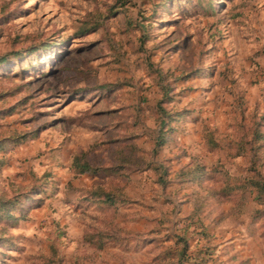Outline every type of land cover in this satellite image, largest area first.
Returning a JSON list of instances; mask_svg holds the SVG:
<instances>
[{"label": "rangeland", "instance_id": "374dc122", "mask_svg": "<svg viewBox=\"0 0 264 264\" xmlns=\"http://www.w3.org/2000/svg\"><path fill=\"white\" fill-rule=\"evenodd\" d=\"M6 52L0 137H24L0 150V187L24 194L26 216L8 226L12 244L0 245V264H155L172 242L151 232L163 212H173L169 196L224 187L234 195L210 200L207 219L223 212L244 219L264 264V190L249 181L264 178V138L253 133H264V0H0ZM162 85L173 99L164 105L188 113L172 121L158 156L171 178L190 160L205 164L203 184L162 186L160 168L145 169ZM80 148L96 165L125 156L127 165L120 173L78 172L72 160ZM98 183L119 185L128 200L89 197ZM116 224L121 244L99 248L85 239ZM235 252L225 264L254 259Z\"/></svg>", "mask_w": 264, "mask_h": 264}, {"label": "trees", "instance_id": "16d2710c", "mask_svg": "<svg viewBox=\"0 0 264 264\" xmlns=\"http://www.w3.org/2000/svg\"><path fill=\"white\" fill-rule=\"evenodd\" d=\"M8 55H10V52L0 54V61L5 60ZM166 87V85H162L164 89L163 97L158 101L159 125L154 133L155 146L153 148L152 160L147 162L145 169L149 167L160 168V174L157 180L162 186H167L172 181L188 184H203L204 177L210 171L205 164L190 160L183 164L175 172L174 177L171 178V169L167 168L164 164L165 159L159 158L158 156L160 148L171 139V132L175 131V126L172 125V121L181 120L188 113L187 108H167L164 105V102L173 100L165 90ZM6 112L11 113L12 109L8 108ZM253 133L255 139L264 138V133L258 131L256 128ZM22 137H24V134L0 137V150L6 147L9 141L8 139L20 142ZM205 137L211 148L217 147L218 143L212 138L209 132L205 134ZM119 159L120 162L115 164L96 165L90 157L89 150L80 148L74 154L72 166L78 172H87L93 175L97 174L101 168L108 169L111 174L120 173L127 165L128 158L125 156ZM3 163V157H0V167ZM249 181L259 190H264V178H258L257 180V177L254 176ZM232 190V187H224V190H217L214 194H197L193 192L187 194V200L192 202V208L187 214L174 216L172 211L163 212V215L158 219V225L151 232L163 233V241L172 242L169 245L163 246L164 248L155 258L164 264H220V261L214 255L216 245L207 239L209 233L205 222L207 218L205 206L210 200L218 204L222 203L225 199L234 195L230 194ZM123 192L122 188L117 184L109 187L104 183H98L95 186L89 187L87 194L91 198H99L104 202L115 203L116 201L124 202L128 200L127 195L125 196ZM255 197L257 198L256 194ZM259 197L260 195L258 194ZM24 199V194H7L0 187V245L6 243L12 244L9 241V237L5 236V233L8 232V226L16 225L19 219L26 216V200ZM235 203L236 206L233 208V213L240 214L243 209L240 210L241 206H239V201ZM116 225H118L116 227L117 230L113 232L102 228L87 231L85 233V239L99 248H105L108 241L121 244L122 237L117 235V231L121 230V228L119 224Z\"/></svg>", "mask_w": 264, "mask_h": 264}, {"label": "crops", "instance_id": "0c3cea01", "mask_svg": "<svg viewBox=\"0 0 264 264\" xmlns=\"http://www.w3.org/2000/svg\"><path fill=\"white\" fill-rule=\"evenodd\" d=\"M169 197L171 199H169L168 202L172 203L174 206V216H183L191 210L192 202L187 200V194L183 197L178 198L176 197V195H170ZM186 206L188 207L187 210H185ZM234 217L236 216L232 214L228 215L227 212H223V214L220 215L214 222L208 220L207 218L205 219V222L207 224V231L209 233V241L212 244H215L216 247L218 245L221 248L220 252V248H217L218 253H216V258L221 262V264H225L226 261L223 259V256L234 250L236 251V258L239 257L238 254L242 255V257L250 255V258H254L250 259V261L248 259L243 263H241L242 260H240V263L238 264H259L256 259L254 247V245H256L255 243H257L256 236L252 234V232L250 233L248 231L249 226L244 219L242 220L241 218L239 222L235 221ZM240 217H242V214L241 216L240 214L238 215V218ZM233 258H235V255ZM153 260L155 264H164L156 258Z\"/></svg>", "mask_w": 264, "mask_h": 264}]
</instances>
